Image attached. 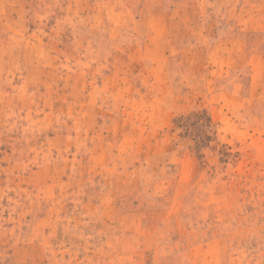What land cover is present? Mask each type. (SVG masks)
<instances>
[{
  "label": "rangeland",
  "instance_id": "obj_1",
  "mask_svg": "<svg viewBox=\"0 0 264 264\" xmlns=\"http://www.w3.org/2000/svg\"><path fill=\"white\" fill-rule=\"evenodd\" d=\"M0 264H264V0H0Z\"/></svg>",
  "mask_w": 264,
  "mask_h": 264
}]
</instances>
